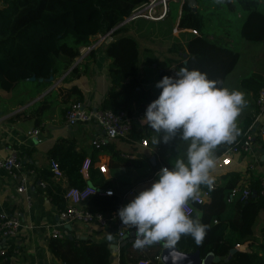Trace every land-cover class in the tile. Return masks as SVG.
<instances>
[{
	"label": "trees",
	"instance_id": "1",
	"mask_svg": "<svg viewBox=\"0 0 264 264\" xmlns=\"http://www.w3.org/2000/svg\"><path fill=\"white\" fill-rule=\"evenodd\" d=\"M145 1L148 0H0V89L12 91L22 82H28L32 85L31 97H35L41 95L54 78L69 69L64 83L80 76L91 62L104 56L109 60L110 86L101 106L116 112L127 110L134 121L131 136L151 140L150 136L157 133L142 124L137 119V113H144L148 103L158 96L160 89L155 87L156 82L164 75L175 74L171 64L166 67L159 65L151 48L141 49L138 37L169 41L174 27L195 28L198 34L189 41L186 55L182 56L171 48L176 56L169 57L168 61L174 62L177 70L182 66L199 69L209 79L217 81L218 87H224L227 75L240 58L239 50L219 36L224 28L239 31L247 41L264 43V0H197L201 5L196 9L188 0L181 3L171 1L165 19L138 17L126 21L134 8ZM241 12L246 13L242 18ZM95 34L105 36L98 46H93L98 41L92 38ZM84 47L91 48L73 66ZM32 76L36 77L35 80L30 79ZM241 82L257 98L259 88L264 85V71L245 77ZM64 89L66 86L63 84L49 90L31 106L28 113L21 112L14 117L38 119L41 112L62 92L67 96L75 94V101L83 100V93L77 86ZM20 103L24 104L25 101L21 100ZM256 117L257 106L254 114L237 125L240 134L236 140L217 146V155L241 143L248 134L252 135L253 144L264 148L260 133L262 127L256 125ZM62 144L64 148L59 156V148L56 147L51 150V157L58 158L56 161L62 172L69 176L80 171L87 154L76 152L71 140H65ZM99 154L100 150H94L92 164ZM95 172L91 166V180L93 182L94 178L98 183H93L101 187V178L96 177ZM43 173L48 179L53 175L50 168L44 169ZM244 179L241 172L228 171L220 177L217 187L204 203L189 199L193 207L190 216L207 224L208 228L199 244L190 236L182 235L175 244L181 251L194 252L198 249L202 257L213 252L221 260L212 264H264V196L260 194L261 180H249L251 194L247 199L233 196L232 190ZM230 196L231 200H228ZM52 202L59 211L65 207L64 193L58 184H54ZM107 228L112 235H118L117 224L112 223ZM238 244H246L248 249L237 248ZM49 246L54 255L66 264L112 263L107 241L51 237ZM164 246L163 242H155L137 249L130 240L120 247L119 264H139L142 260L155 264L156 256ZM232 249L235 251L228 258ZM0 264H12L8 251L0 255Z\"/></svg>",
	"mask_w": 264,
	"mask_h": 264
},
{
	"label": "crops",
	"instance_id": "2",
	"mask_svg": "<svg viewBox=\"0 0 264 264\" xmlns=\"http://www.w3.org/2000/svg\"><path fill=\"white\" fill-rule=\"evenodd\" d=\"M200 5L201 3L197 1V6ZM244 14L246 13L241 12L240 17H243ZM194 36L192 28L179 29L176 27L171 41L173 43L178 42L179 45L176 43L175 46L177 45L179 52L184 56L188 43ZM219 36L233 47L239 43L234 31L229 28H224ZM102 41L103 39L98 40L93 46H98ZM246 42L249 41L246 40ZM250 43H254L252 45L255 46L256 51L254 60H258V62L252 66L249 76L264 71V43ZM81 51L83 56L77 59L76 64L87 55L89 47H84ZM165 61L164 65L171 64V70L175 74L177 71L175 63L168 61L167 58ZM108 63V59L99 56L95 62L90 63L85 72L66 83L63 79L68 72L54 78L43 93L45 94L63 84L66 86L64 90L75 85L83 93L82 102L90 107L101 106L110 86ZM232 71L229 74H232ZM229 74L225 79L224 88L229 81ZM234 78H237V81L233 83L234 89L243 92L247 101L236 118L237 125H240L247 116L255 113L257 103L252 92H248L242 84H237L244 77L235 75ZM21 84L23 85L20 86ZM21 84L12 91L0 89V156L7 155L10 148L18 149L24 157L23 173L28 176L27 189L19 191L20 176L13 177L6 171L0 170V212L18 211L22 222V226L16 235L0 236V255H5V253H1V249H5V252L8 251L12 264H66L54 255L49 246L51 236L48 226L59 219V209L52 202V192H54V184H58L65 193L68 187L72 185L82 186L86 184V181L82 176L81 169L69 176L63 172L61 178H57L53 172L50 179L44 175L43 170L49 168L52 170L51 161L54 159L58 161V158L51 157V154L53 155L51 150L56 147L59 148L57 151V156H59L64 148L62 142L65 140L73 142L76 152H86L87 157L92 158V153L97 149L91 146L89 140L91 136L98 133V127L91 123L71 125L66 122L65 113L69 105L75 101L76 95L67 96L64 92L49 103L38 119L36 117L17 119L14 117L15 115L21 112L28 113L31 106L42 97L40 95L31 97L32 85L28 82ZM21 100H24L25 103L21 104ZM143 114L141 111L137 113V119L140 122ZM256 125L259 128L262 127L260 133L264 139V114L258 119ZM36 128L39 129L38 134L32 132ZM150 137L151 140L148 139L149 146L143 150L138 148L142 138L133 136L112 140L100 150V154L91 164L92 170L96 171V177L101 178V187L114 191V197L93 195L83 203L85 207L100 210L105 214L116 211L129 202L138 191L151 184L162 162L171 167L177 158V151L163 153L161 148L154 146V135ZM173 144L177 146V143ZM262 150L264 148L253 144L251 152L232 154L231 163L222 166L220 163L221 155L218 156L215 149L216 166L211 170V175L220 180L223 174L235 170L241 172L249 180L261 179L264 176V154ZM26 151L27 153H24ZM126 152H134L135 157L124 156L123 153ZM101 163L106 165L105 172L98 169V165ZM92 179L93 182L98 183L94 178ZM131 190H134V193H130ZM69 225L70 227L65 226L64 237L60 239L69 236L74 239H88L96 242L107 241L111 251V264H119L121 245L135 238V233L129 227H127L125 235L119 237L117 234L112 235L108 228L95 224L76 221ZM109 234L111 235L110 239ZM243 246L246 250L248 249L246 244Z\"/></svg>",
	"mask_w": 264,
	"mask_h": 264
},
{
	"label": "clouds",
	"instance_id": "3",
	"mask_svg": "<svg viewBox=\"0 0 264 264\" xmlns=\"http://www.w3.org/2000/svg\"><path fill=\"white\" fill-rule=\"evenodd\" d=\"M155 87L159 94L146 106L141 122L163 133L160 139L165 143L179 133L187 143L185 155L171 167L162 166L151 184L118 208L117 215L122 225L135 229L137 249L155 242L171 248L182 235L199 244L208 225L192 218L184 206L196 199L201 185L213 188L215 149L239 136L236 118L247 101L240 90L218 87L206 73L186 66L175 75H164Z\"/></svg>",
	"mask_w": 264,
	"mask_h": 264
},
{
	"label": "built area",
	"instance_id": "4",
	"mask_svg": "<svg viewBox=\"0 0 264 264\" xmlns=\"http://www.w3.org/2000/svg\"><path fill=\"white\" fill-rule=\"evenodd\" d=\"M171 1L182 2L183 0H148L139 5H137L129 19H134L138 17H143L150 20H162L165 19L170 10ZM192 32L197 35L198 31L192 28ZM257 103V117L256 120L264 114V85H262L258 90V95L256 98ZM66 122L74 125L78 123H91L98 127V133L90 137L89 143L94 149L102 150L103 147L110 141L118 138H130L134 130L133 116L127 110L113 111L112 109L103 108L102 106L90 107L87 106L82 101H73L66 113ZM34 134L39 133V129H34L32 131ZM252 135L248 136L239 144L230 147L226 152L221 155V165L227 166L232 161V154L235 153H249L253 149ZM149 146L148 139L142 138L138 148L143 150ZM124 156L128 158L135 157L134 152L123 153ZM23 160L24 157L16 148H10L7 155L0 156V170L6 171L13 177L20 176V184L18 185L19 191H24L27 189L28 176L23 173ZM92 164L91 158L87 157L84 159L81 173L86 181V184L82 186L72 185L67 188L64 193V198L66 200L65 207L59 211V219L57 222L49 224V234L54 238H63L65 226L76 221L83 222L85 224H95L103 228H107L112 223L117 224L118 235L122 237L125 235L127 226L122 225L118 215L117 210L109 214H105L100 210H93L84 206V202L88 200L93 195L99 196H109L114 195L112 189H106L96 186L90 176V166ZM162 166H168L166 163L162 162ZM169 167V166H168ZM51 168L54 175L57 178L63 176V172L58 165L56 160L51 161ZM159 168V169H160ZM98 169L101 172L106 171V165L101 163L98 165ZM261 180L260 194L264 196V176ZM219 179L215 177L214 186L211 190L207 186H200L195 202L201 204L210 198L212 191L217 187ZM233 196H239L241 199H247L251 194V189L249 187V178L245 177L242 182H240L233 190ZM111 193V194H109ZM130 193H134L131 190ZM228 197V200H231ZM185 212L189 215L193 213V207L188 201L185 204ZM217 222V219H214ZM22 226L21 215L18 211L8 213L6 211L0 212V236H14L18 233L20 227ZM131 231L135 233V229L131 228ZM166 247V246H164ZM237 248L245 249L243 245L238 244ZM1 253H5V249H1ZM157 262L155 264H165L161 259V253L156 256ZM139 264H150L149 260H142Z\"/></svg>",
	"mask_w": 264,
	"mask_h": 264
},
{
	"label": "rangeland",
	"instance_id": "5",
	"mask_svg": "<svg viewBox=\"0 0 264 264\" xmlns=\"http://www.w3.org/2000/svg\"><path fill=\"white\" fill-rule=\"evenodd\" d=\"M176 28V27H174ZM174 33V29L172 31V35ZM234 34L236 38L238 39L239 43L235 46L237 50L240 51L241 57L239 58L235 68L232 71V74H229V81L225 88H228L229 90L234 89L233 83L237 81V78H234L235 75H242L244 78L249 76L250 70L252 66L258 62V60H254V55L256 53L255 46L253 47L254 43L246 42L245 39H243L239 33V31L234 30ZM172 39V38H171ZM171 39L168 41H164L161 39H153V38H140L138 37L140 48L143 49L144 47H149L153 50V54L156 58V61L159 63L161 67H166L167 65H164L166 63L165 59L172 57L175 58V51H171V48H175L178 52L180 51L175 44L178 42L176 41L173 43ZM175 39V38H174ZM179 45V44H178ZM246 67V68H245ZM25 83V82H22ZM242 84L240 80L237 84ZM21 84L20 86H22ZM163 133L155 134L153 137V143L155 147L161 148V151L163 153H166L168 151H177L176 156L183 158L185 155L187 143L185 141H182L180 139L179 133L175 135L172 139H170L167 143L163 142L160 137H162ZM157 138V143H156ZM173 143H177V146H175Z\"/></svg>",
	"mask_w": 264,
	"mask_h": 264
},
{
	"label": "water",
	"instance_id": "6",
	"mask_svg": "<svg viewBox=\"0 0 264 264\" xmlns=\"http://www.w3.org/2000/svg\"><path fill=\"white\" fill-rule=\"evenodd\" d=\"M188 1L190 2V4L193 6L194 9L197 8V0H188ZM128 20L129 18L126 19V21ZM104 37L105 36L100 35V34L92 35V38L97 39V40L104 39ZM90 48L91 47H89V49ZM82 56L83 55H81V57ZM76 62L74 63L73 66H75ZM69 70L67 72H69ZM35 78H36L35 76H32L30 79L35 80ZM43 95L44 93H42L40 96H43ZM263 128H264V125H263ZM262 152L264 154V150H262ZM67 227H70V225L68 224ZM234 251L235 249L231 250V253L229 254L228 258L231 257ZM161 259L165 264H212L213 262H219L221 260L220 256L214 254L213 252H209L204 257H202L200 255V250L198 249L194 252H183L176 245H174L171 248L164 247L163 250L161 251Z\"/></svg>",
	"mask_w": 264,
	"mask_h": 264
}]
</instances>
